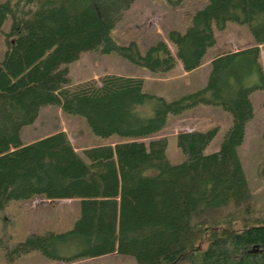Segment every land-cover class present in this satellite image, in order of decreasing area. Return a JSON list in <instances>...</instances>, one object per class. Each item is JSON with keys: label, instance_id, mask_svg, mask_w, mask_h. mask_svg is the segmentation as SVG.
Masks as SVG:
<instances>
[{"label": "trees", "instance_id": "1", "mask_svg": "<svg viewBox=\"0 0 264 264\" xmlns=\"http://www.w3.org/2000/svg\"><path fill=\"white\" fill-rule=\"evenodd\" d=\"M133 0H5L0 3V253L3 264L37 252L71 264L107 255L135 264H264V211L252 207L237 148L254 117L250 95L264 90L259 46L264 0H208L183 32L170 30L143 54L110 37ZM157 1V0H151ZM177 5L182 0H162ZM9 21L7 32L1 27ZM245 26L251 46L209 62L205 84L166 101L143 80L104 74L71 84L66 65L79 54H115L150 74L185 73L214 46L213 30ZM54 106L83 119L92 135L114 141L76 152L59 131L29 144L19 138L39 109ZM197 106L228 114L215 152L203 150L217 126L180 132L182 161L170 164L167 139L153 137ZM264 142V131L261 133ZM76 200L78 216L63 232L30 233L13 242L5 213L12 201Z\"/></svg>", "mask_w": 264, "mask_h": 264}, {"label": "rangeland", "instance_id": "2", "mask_svg": "<svg viewBox=\"0 0 264 264\" xmlns=\"http://www.w3.org/2000/svg\"><path fill=\"white\" fill-rule=\"evenodd\" d=\"M3 1L5 0H0V3ZM207 2L208 0H182L177 5L171 6L162 0H133L110 31V37L121 45L135 42L139 52L143 54L156 41L165 40L168 31L183 32L189 26L193 13ZM8 26L7 19L1 31L7 32ZM213 35L214 46L207 50L200 67L189 74H184L177 66L167 74H150L115 54L104 55L99 50H94L79 54L75 61L66 65L67 77L71 84L97 79L104 74L141 78L145 93L172 101L204 86L209 62L214 56L224 52H235L251 44L246 27L234 23H228L221 32L213 30ZM3 52V39L0 34V58ZM259 61L264 70V44L260 45ZM250 100L254 117L246 125L244 139L237 148V154L251 194L252 207L256 212H261L264 211V142L261 138V133L264 131V90L252 93ZM167 119L166 128L153 137L167 139L165 156L170 164L182 161V156L174 145L175 134L217 126L219 132L203 150L204 154H209L218 149L224 130L230 123L229 115L220 108L206 106H197L178 117L168 116ZM59 131L66 135L76 152L114 141L113 137L107 139L95 137L82 118L65 115L54 106L41 107L35 121L20 129L19 138L23 144L31 143ZM5 215L12 222L9 226L12 241L21 242L30 233L63 232L70 229L78 216V204L76 200L50 201L36 197L26 202H9ZM0 264H3L1 253ZM13 264L64 263L49 262L37 252H31L19 257ZM71 264H135V262L132 257L111 254Z\"/></svg>", "mask_w": 264, "mask_h": 264}, {"label": "crops", "instance_id": "3", "mask_svg": "<svg viewBox=\"0 0 264 264\" xmlns=\"http://www.w3.org/2000/svg\"><path fill=\"white\" fill-rule=\"evenodd\" d=\"M249 46H251V44L249 45ZM248 46V47H249ZM259 50H260V46H259ZM177 68L179 69V70H181V67L180 66H177ZM198 69V68H197ZM196 69V70H197ZM182 71V70H181ZM195 71V70H194ZM194 71H191V72H188L187 74H189V73H192V72H194ZM183 72V71H182ZM184 74H185V72H183ZM167 122H168V119L166 120V124H167ZM164 128H166V125H165V127ZM163 128V129H164ZM246 128V127H245ZM184 132H189V131H184ZM176 135V134H175ZM22 143V142H21ZM28 143H30V142H28ZM28 143H25V144H28ZM23 144V143H22ZM25 144H23V145H25Z\"/></svg>", "mask_w": 264, "mask_h": 264}]
</instances>
